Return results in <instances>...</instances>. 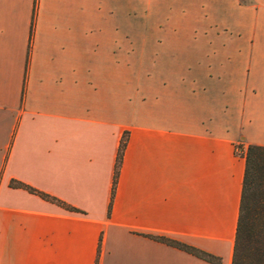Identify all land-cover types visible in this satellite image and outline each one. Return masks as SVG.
<instances>
[{
	"label": "crops",
	"instance_id": "1",
	"mask_svg": "<svg viewBox=\"0 0 264 264\" xmlns=\"http://www.w3.org/2000/svg\"><path fill=\"white\" fill-rule=\"evenodd\" d=\"M248 145L264 0H0V264H231Z\"/></svg>",
	"mask_w": 264,
	"mask_h": 264
},
{
	"label": "trees",
	"instance_id": "2",
	"mask_svg": "<svg viewBox=\"0 0 264 264\" xmlns=\"http://www.w3.org/2000/svg\"><path fill=\"white\" fill-rule=\"evenodd\" d=\"M125 143L126 138H122L117 153L112 193ZM10 184L38 194L67 210L78 211L62 200L23 183L11 181ZM158 239L213 264H220L219 257L210 253L165 237H158ZM231 264H264V146L248 145L245 150V171Z\"/></svg>",
	"mask_w": 264,
	"mask_h": 264
},
{
	"label": "rangeland",
	"instance_id": "3",
	"mask_svg": "<svg viewBox=\"0 0 264 264\" xmlns=\"http://www.w3.org/2000/svg\"><path fill=\"white\" fill-rule=\"evenodd\" d=\"M117 54V53H116ZM118 58V55L117 57ZM181 53H160V52H134L128 51L127 53H121V59H125L127 62V77L128 82L132 81H143L144 84L150 86V76L152 70L150 68V62L153 59H171L179 60L182 59Z\"/></svg>",
	"mask_w": 264,
	"mask_h": 264
}]
</instances>
